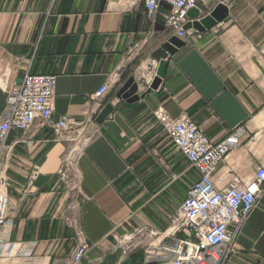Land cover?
<instances>
[{
    "label": "crops",
    "instance_id": "0c3cea01",
    "mask_svg": "<svg viewBox=\"0 0 264 264\" xmlns=\"http://www.w3.org/2000/svg\"><path fill=\"white\" fill-rule=\"evenodd\" d=\"M218 4L227 17L204 33L188 30L184 47L168 56L162 45L170 38V7L163 2L150 20L143 0H0V113L26 74L54 75V118L75 122L64 138L39 122L9 132L13 214L1 234L0 264H74L81 241L89 249L79 264L141 263L199 175L155 119L159 106L172 118L189 116L211 140L244 132L212 171L218 188L264 167V0H217L211 9L199 3L188 22ZM161 59L168 65L157 90L132 103L117 97L129 77L138 84ZM118 70L119 82L101 102L94 99ZM107 103L114 111L97 124ZM135 229L143 230L137 248L115 250L116 238ZM225 264H264V190Z\"/></svg>",
    "mask_w": 264,
    "mask_h": 264
},
{
    "label": "built area",
    "instance_id": "2783aa9c",
    "mask_svg": "<svg viewBox=\"0 0 264 264\" xmlns=\"http://www.w3.org/2000/svg\"><path fill=\"white\" fill-rule=\"evenodd\" d=\"M146 17L154 19L160 4L170 9L164 15V33L185 40L184 25L189 21L188 14L199 3L213 8L217 0H143ZM261 52H264L261 50ZM151 74H147L138 85L150 86L157 63L153 62ZM122 70L110 75L107 81L94 94V99L102 101L112 86L119 82ZM56 77L44 74H26L19 86L6 95L5 105L0 113V248L6 245L3 230L13 214L8 195L6 168L10 160V148L6 140L11 130L27 131L35 122L52 130L57 138H64L75 122L68 116L57 119L53 115V98ZM155 119L161 124L167 138L189 164L198 172V178L189 187L185 199L170 218L168 232L156 245L151 242L139 264H225L234 253V239L246 217L255 207L264 190V167L255 170L252 179L243 181L233 177L229 184L218 188L211 174L215 166L240 145L244 132L240 129L228 133L221 140L209 139L189 116L172 118L162 107L154 111ZM77 152L72 148L66 159L70 164ZM73 154V155H72ZM61 173V171H60ZM63 175V172H62ZM142 229H135L122 239L116 238L115 250L130 255L138 246L136 236ZM182 233L183 238L177 237ZM154 236L159 233L152 232ZM89 247L81 241L72 261L79 264ZM98 260L97 264H101Z\"/></svg>",
    "mask_w": 264,
    "mask_h": 264
},
{
    "label": "water",
    "instance_id": "95a60500",
    "mask_svg": "<svg viewBox=\"0 0 264 264\" xmlns=\"http://www.w3.org/2000/svg\"><path fill=\"white\" fill-rule=\"evenodd\" d=\"M233 1V0H228ZM228 15V9L223 4H218L208 15L196 19L192 22H187L184 25V30L188 31L194 29L198 33H204L206 30L212 28L217 23L222 22ZM184 47V42L175 36H171L163 45L162 49L168 56L174 55L179 49ZM167 60L161 59L156 68L155 76L148 88L140 93L137 82L133 77H129L117 92L119 99L125 100L128 103L136 102L143 99L151 91L157 90L162 79L165 76ZM114 111L113 106L110 103L104 105L102 110L97 115L95 122L101 124L104 122Z\"/></svg>",
    "mask_w": 264,
    "mask_h": 264
},
{
    "label": "rangeland",
    "instance_id": "374dc122",
    "mask_svg": "<svg viewBox=\"0 0 264 264\" xmlns=\"http://www.w3.org/2000/svg\"><path fill=\"white\" fill-rule=\"evenodd\" d=\"M183 195L182 196H177L176 198H175V201H176V203H179V202H181L182 200H183Z\"/></svg>",
    "mask_w": 264,
    "mask_h": 264
}]
</instances>
